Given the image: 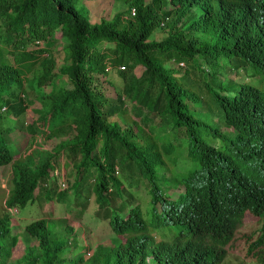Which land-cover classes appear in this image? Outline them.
<instances>
[{"label":"trees","instance_id":"16d2710c","mask_svg":"<svg viewBox=\"0 0 264 264\" xmlns=\"http://www.w3.org/2000/svg\"><path fill=\"white\" fill-rule=\"evenodd\" d=\"M93 1L0 0V167L11 171L0 264L15 243L6 211L35 198L69 203L74 217L92 199L119 239L65 264H222L245 213L259 219L249 250L264 264V0H121L90 22ZM157 28L165 35L149 39ZM56 35L68 51L59 64ZM16 130L27 149L15 147ZM36 137L58 140L39 151ZM59 157L72 172L61 188ZM23 230L37 248L13 264H64L67 240L43 219Z\"/></svg>","mask_w":264,"mask_h":264},{"label":"rangeland","instance_id":"374dc122","mask_svg":"<svg viewBox=\"0 0 264 264\" xmlns=\"http://www.w3.org/2000/svg\"><path fill=\"white\" fill-rule=\"evenodd\" d=\"M86 8L89 11L90 22H96L101 17H109L113 12L119 9H124L125 4L121 0H97L88 2ZM165 33L162 29H155L149 36V39L158 40L162 38ZM55 43L49 49L50 55L55 59L57 64L61 63L66 58L68 51L66 49V42L59 38V35L55 36ZM106 50H109V45L104 43ZM169 65L168 63L165 66ZM173 65V64H172ZM174 67V65H173ZM180 67V66H179ZM183 65H181V68ZM38 68H33L26 74V79L32 82L37 73ZM178 72L181 69L176 68ZM134 73L137 75L138 70L135 69ZM225 77L233 78L239 81H248L249 77L243 72L238 71L237 74L234 71H229ZM111 87L119 89L121 87V81L115 71H111L108 74ZM64 79L61 81L63 82ZM60 81L59 84H62ZM34 85V84H32ZM107 94L112 95V88L105 84ZM27 93H33V89L25 85ZM47 90V87H45ZM26 122L29 121L30 112H27ZM12 119L9 120L12 123ZM224 129V128H223ZM16 135L13 137L15 147L23 148L29 147V136L27 133H20L16 130ZM58 139H43L36 137L33 140L34 150H49L52 148ZM26 148V149H27ZM25 149V150H26ZM58 163L55 169V173L58 176L57 184L61 188V182H63V176L69 177V181L72 178V172L68 168L63 169L61 166L62 158H58ZM60 164V165H59ZM11 171L9 166L0 167V209L2 200L5 198L7 190L10 187ZM180 188L171 187L168 193L171 195ZM172 196V195H171ZM147 199L144 191L139 190L138 200L143 204ZM69 203L58 202L53 200L51 204L45 203L44 205L38 201V198L28 202L22 208H11L6 211L10 219L13 221L11 228V234L15 237V243L12 246L11 259L6 264H13L16 259L21 258L29 251L36 250L37 242L25 234L23 228L26 224L37 219H43L46 222L48 229L53 233L56 239L67 240L63 246L61 258L64 264L69 262L71 258L78 252H82L84 248H89V251L83 255L84 258L89 257L93 249L96 246H110L115 245L119 239L113 235L109 230L105 220L95 215V205L90 200L87 208L81 214L80 217H74ZM259 219L248 213H245L234 230L231 240L225 245V258L222 264H261L257 261V257L253 254L255 249L249 250L250 243L256 238L259 228ZM147 264H150V260Z\"/></svg>","mask_w":264,"mask_h":264},{"label":"built area","instance_id":"2783aa9c","mask_svg":"<svg viewBox=\"0 0 264 264\" xmlns=\"http://www.w3.org/2000/svg\"><path fill=\"white\" fill-rule=\"evenodd\" d=\"M129 12H130V13H129V14H130V16H132V15H133V9L131 8ZM178 65H179V66H181V65H182V63L180 62V63H178ZM118 68H119V69H121V68H122V66H118ZM108 69H109V67H108V66H107V67H105V70H108ZM14 211H15V210H14Z\"/></svg>","mask_w":264,"mask_h":264}]
</instances>
